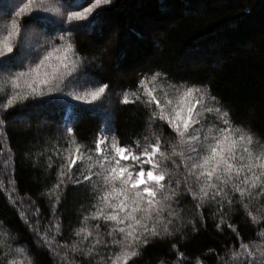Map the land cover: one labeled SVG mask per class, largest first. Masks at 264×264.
Listing matches in <instances>:
<instances>
[{
	"label": "snow or ice",
	"instance_id": "1",
	"mask_svg": "<svg viewBox=\"0 0 264 264\" xmlns=\"http://www.w3.org/2000/svg\"><path fill=\"white\" fill-rule=\"evenodd\" d=\"M111 2L91 0L80 10L65 11L68 0H0V18H6L0 32V126L9 110L17 106L23 110L75 101L100 111L95 102L106 93L107 83L75 94L76 88L94 82L79 83L95 58L81 54L73 32L61 28L55 36H41L32 43L29 28L48 22L52 16L77 31L91 28L93 14ZM171 79H175L171 69L161 64L150 74L144 73L134 90L126 88L120 93L121 104H139L145 109L141 125L147 135L142 136L143 143L140 139H133L131 144L120 142L111 115L105 114L89 147L78 142L77 120L63 118L62 139L67 147L54 151L59 161L54 169L47 165L55 173L46 177L54 181L49 189H55L54 203L43 195L40 198L59 230L62 217L56 213L63 203L61 195L66 200L69 187L79 190V223L85 226L73 233L77 243L70 252L79 254L86 264H134L149 244L165 240L170 244V254L183 260L180 239L189 227L199 234L198 224L206 230L211 219L215 230L226 227L236 233L238 228L223 217L246 214L253 220L248 212L253 201L258 202L264 216V131L226 107L210 84L190 83L183 78L171 83ZM158 82L161 86L155 87ZM181 170L183 176L174 180L173 172L179 176ZM5 201L29 228V221L19 215L15 204L7 197ZM186 201L199 214L190 220L184 218ZM3 229L15 231L8 218L0 216V237ZM31 234L37 236V228H32ZM11 239L16 247L6 240L0 242V264H23L17 256L25 254L29 255L28 264H40L33 249L41 245L35 239L28 241L19 235ZM101 240L109 250L104 256L95 251ZM229 247L232 251L223 256L219 252L200 253L193 264H264V251L256 244L244 243L238 237L236 243L225 245ZM63 249L68 250V245ZM58 264H65L64 258Z\"/></svg>",
	"mask_w": 264,
	"mask_h": 264
},
{
	"label": "trees",
	"instance_id": "2",
	"mask_svg": "<svg viewBox=\"0 0 264 264\" xmlns=\"http://www.w3.org/2000/svg\"><path fill=\"white\" fill-rule=\"evenodd\" d=\"M71 1L76 0H68V4ZM82 1L85 5L91 2ZM94 17L91 28L78 31L71 28V32L81 54L95 58L86 76L94 81L91 85H109L101 104L96 103L100 111L72 102L23 110H18L17 106L9 110L0 126V216L7 217L15 229L13 232L3 229L0 242L6 240L16 247L11 239L15 235L28 241L35 239L41 245L33 249L40 264H58L62 258L65 264H86L79 254L70 252L77 243L73 233L85 226L79 223L82 211L78 207L79 190L69 187L66 200L61 195L63 203L56 213L62 217L59 230L45 200L40 198L43 195L49 203H54L55 189L49 191L54 181L46 177L55 173L47 165L52 164L54 169L59 164L54 151L67 147L62 139L64 117L77 120L78 142L89 147L105 114L111 115L120 142L131 144L133 139H140L143 143L142 136L147 135L141 125L145 109L139 104H121L120 93L126 88L134 90L144 73L150 74L163 64L175 77L171 83L183 78L190 83L210 84L213 94L222 98L226 107L238 112L245 121H251L254 128L264 131V0H112ZM0 19V24L4 25L6 18ZM1 25L0 32L3 31ZM63 26L49 17L44 24L30 26L38 32L33 40L55 36ZM169 170L172 171L171 166ZM183 174V170L179 176L173 172V179L178 180ZM6 197L15 204L19 215L29 221V228L21 223L18 212L8 207ZM33 203L35 207L31 206ZM248 212L253 220L246 214L223 217L233 228H238L236 233L226 227L215 230L211 219L206 230L198 224L199 234L189 227L180 239L183 260L170 254V244L165 240L149 244L134 264H167V261L193 264L200 253L228 254L232 249L225 245L236 243L238 237L264 251V216L260 214L258 202L253 201ZM198 215L192 203L186 201L185 220ZM37 216L38 220L33 219ZM32 228H37V236L31 234ZM102 244L103 240L95 249L100 256L109 252ZM64 245H68V250L63 249ZM17 260L28 264L29 255L17 256Z\"/></svg>",
	"mask_w": 264,
	"mask_h": 264
},
{
	"label": "rangeland",
	"instance_id": "3",
	"mask_svg": "<svg viewBox=\"0 0 264 264\" xmlns=\"http://www.w3.org/2000/svg\"><path fill=\"white\" fill-rule=\"evenodd\" d=\"M89 1H91V0H87V2H89ZM84 2L82 1V0H80V1H71V3L70 4H66V5H64V10L65 11H76V10H80V7L81 6H87V5H85V4H83ZM107 5H104V6H102L100 9H97V11H96V13H94L93 14V16H95L101 9H103V8H105ZM52 17H54V16H52ZM55 19H56V17H54ZM90 19H92L91 17H90ZM2 19H0V21H1ZM73 23H75V22H73ZM81 23H83V22H81ZM1 25V24H0ZM3 26L4 25H1V28H3ZM63 28H67V30L68 31H71V28H73L71 25H68V24H65L64 26H63ZM74 29V28H73ZM29 33H30V37H31V42L32 41H37L38 39L36 38V40H33V39H35V36L38 34V32H37V30H36V28H34V27H30L29 28ZM57 43H59V41H56ZM84 80H88L89 81V79H88V77H86L85 76V78L84 77H82L81 78V80L79 81V83H83L84 82ZM149 86H153V85H149ZM155 86V85H154ZM161 86V83H159V84H156V86L155 87H160ZM71 87V86H70ZM94 87H96V86H93V85H91V82L90 83H88V84H86L84 87H79V88H76L74 91H75V94H81L83 91H85V89L87 88V89H91V88H94ZM66 90H69V89H66ZM105 95V94H104ZM104 99V96L101 98V100L100 101H97V102H95V103H100L101 104V102H102V100ZM69 102H72V103H75V104H77L78 105V102H75V101H69ZM106 147V146H105Z\"/></svg>",
	"mask_w": 264,
	"mask_h": 264
},
{
	"label": "bare ground",
	"instance_id": "4",
	"mask_svg": "<svg viewBox=\"0 0 264 264\" xmlns=\"http://www.w3.org/2000/svg\"><path fill=\"white\" fill-rule=\"evenodd\" d=\"M68 105V104H67Z\"/></svg>",
	"mask_w": 264,
	"mask_h": 264
}]
</instances>
